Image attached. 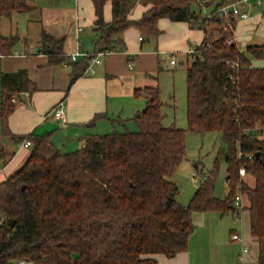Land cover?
<instances>
[{"label": "trees", "instance_id": "16d2710c", "mask_svg": "<svg viewBox=\"0 0 264 264\" xmlns=\"http://www.w3.org/2000/svg\"><path fill=\"white\" fill-rule=\"evenodd\" d=\"M92 1L99 33L94 53L125 50L121 34L129 27L138 28L143 38H157L161 18L187 21L204 31L196 53L185 61L187 120L191 132L220 133L214 169L188 204L177 199L180 188L172 176L187 156L186 130L164 125L158 85L137 90L146 107L131 118L135 131L89 134L81 148L69 152L45 136L16 137L7 124L12 99L36 86L25 69L4 72L3 135L32 139L34 145L22 167L0 184V264H160L151 255L173 257L188 249L194 211L236 213L233 201L239 192L258 242L257 264H264V140L259 137L264 131V67L252 63L264 59V45L241 49L229 21L208 20L201 8H193L200 6L197 0H146L149 8L138 19L130 14L139 0ZM108 1L111 21L104 16ZM226 1L210 0L206 6ZM32 9L28 0H0V19ZM42 38L49 61L65 62L64 40L45 32ZM17 41L16 35H0L1 57L12 54ZM227 60L238 61L239 68L234 71ZM77 72L71 83L80 76ZM0 151L4 160L13 153L5 154L2 146ZM220 158L228 164L225 199L214 195Z\"/></svg>", "mask_w": 264, "mask_h": 264}, {"label": "crops", "instance_id": "0c3cea01", "mask_svg": "<svg viewBox=\"0 0 264 264\" xmlns=\"http://www.w3.org/2000/svg\"><path fill=\"white\" fill-rule=\"evenodd\" d=\"M28 1L33 6L31 11L15 12L10 17L0 19V35H16L18 38L13 53L0 57V77L4 72L25 69L36 86L34 91L16 96L18 101L14 102L7 124L12 135L45 136L63 152L81 148L89 134L108 133V123L122 124L115 120L142 112L146 107V99L144 95H137V90L147 86H160L154 71L159 72L162 69L161 56L174 55L178 50L188 56V50L199 45L205 37L202 29L191 27L189 22L171 21L168 18L159 20L161 33L151 42H146V37H142L138 28L129 27L121 34L126 49L102 56L101 63L93 65L95 72L85 73L90 63L86 55L81 54L76 60L70 59V56L76 52H95L99 33L94 28L96 12L93 1ZM148 8L146 0H139L135 3L130 17L138 19ZM249 11L250 17L247 19L235 17L227 20L234 30L237 44L244 32H252L254 28H261L263 25L264 4L253 5ZM104 16L106 21L112 20L111 1L105 4ZM18 20L24 21L21 30L17 28ZM43 32L64 40L62 48L67 57L65 62L49 61L48 55L42 50ZM250 45L264 43L258 41ZM259 61L264 59H253L252 63L254 66L264 67V64H255ZM75 71L80 76L71 83V76ZM61 100L64 101L65 120L58 119L51 112ZM1 104L0 81V109ZM2 128L0 119V144L5 152L8 150L9 154L12 151L13 153L9 159H0V184L22 167L34 145L32 139L31 145L26 147L23 142L27 138L19 140L11 134L3 135ZM259 137L264 140V131ZM249 180L253 183L252 179ZM237 210L236 213L222 214H232L241 221L238 227L229 225L227 228L222 224V217L218 220L219 211H194L192 219L195 229L192 235L199 230H206L207 244L197 250L191 244V235L187 250L173 257L161 253L151 256L160 264H236L241 246L245 242L249 245L246 260L250 264H257L259 247L251 234L250 213L247 209ZM245 211L248 213L247 221L243 216ZM233 233L241 235L242 240H234Z\"/></svg>", "mask_w": 264, "mask_h": 264}, {"label": "rangeland", "instance_id": "374dc122", "mask_svg": "<svg viewBox=\"0 0 264 264\" xmlns=\"http://www.w3.org/2000/svg\"><path fill=\"white\" fill-rule=\"evenodd\" d=\"M197 3L200 4V6L194 5L193 8L198 11L201 8L203 15H206L208 12L213 11L214 9V6H203L208 5L209 2L207 4H202L199 2ZM18 22H20L19 25ZM23 22L24 21L20 20L17 21V28H19L20 30L24 27ZM250 36H252V38H250ZM146 39V42L155 40L153 37H149ZM258 41L264 43V21L263 25H261V28H254L252 32L248 33L244 32L243 37L238 40V45L241 49H245L247 45L254 44ZM242 43L245 44L243 45ZM169 57V55H162V69L159 70V72L158 70L154 72L158 76V82L161 88V99L164 102L162 107V111L164 114V125L175 126L186 130L187 156L186 159H184L183 162L179 165L172 179L180 187V194L178 196L179 201L181 203L188 204L191 201L197 188L205 181V173H209L214 169L215 161L218 157L219 148L221 147L222 143L220 141V133L217 131H211L204 135L189 131L187 120V63H185L187 56L183 52L178 50L177 53L173 55V57H175V59L177 60L176 65H171L169 63ZM191 59L189 60V64L192 61ZM256 63L258 65H262L264 64V61L255 62V64ZM133 116L123 118L126 120L125 124L108 123L107 131H135L137 129V124L133 119H131ZM7 151L8 150H6L5 154L8 155L9 152ZM1 157L2 152L0 151V159ZM195 163H197L198 168H196ZM227 168L228 164L226 163V161L223 158H220L218 173L215 180L214 194L221 199H224L227 196L230 189L229 183L226 178ZM194 171H198L197 178L193 177ZM238 182H241V180H238ZM216 215L217 213L215 214V216ZM247 215L248 213L247 211H245L243 213L245 221H247ZM220 217L223 218L222 224L226 226V228L229 225H236L238 227V225L241 224V221L237 219L236 216L233 217L232 214L223 216L222 213L219 212L218 220ZM192 236L193 237L191 244H193V246L195 245L197 250L199 249V247L207 244L206 230H199Z\"/></svg>", "mask_w": 264, "mask_h": 264}, {"label": "built area", "instance_id": "2783aa9c", "mask_svg": "<svg viewBox=\"0 0 264 264\" xmlns=\"http://www.w3.org/2000/svg\"><path fill=\"white\" fill-rule=\"evenodd\" d=\"M209 1L210 0H197V2L202 3V4H207ZM262 4H264V0H228L222 4H219L217 7L213 9V11L208 12L205 16L208 20H212L214 17H218L220 19H225V20H229L235 17H238L240 19H247L250 17L249 8L253 5H262ZM203 6H206V5H203ZM78 29L81 30V28H78ZM197 46L198 45L191 47L188 50V54L193 55L194 53H196ZM114 52L116 51L115 50L101 51V52H97L93 54L76 52V53L71 54L70 59L76 60L77 57L81 54H84L86 56L91 55L92 58L89 60L90 63L85 69V73L93 74L95 72L93 65L101 63L102 56H105V55H108ZM169 60H170L171 65L177 64V60L175 59V57H173V55L170 56ZM226 62L234 71L237 70L240 66L238 61L227 60ZM22 93L28 94L27 92H22ZM12 100L13 102L18 101L17 98L15 97ZM51 112H53L54 115L58 119L65 120L64 101L63 100L59 101L54 106ZM23 145L28 147L31 145V141L29 139H25L23 142ZM251 157L252 156H250V158ZM245 174H246V168L241 167L240 175L244 176ZM197 176H198V171H194L193 177L197 178ZM207 177H208V173H205L204 178L206 179ZM239 188H241V184L238 185V189ZM233 206L240 210L244 208L243 195L240 192L237 193V195L235 196V199L233 201ZM232 238L234 240H242L241 235H239L238 233H233ZM248 252H249V245L244 242L241 246V251L239 253V260L236 264H250L246 260V254Z\"/></svg>", "mask_w": 264, "mask_h": 264}, {"label": "water", "instance_id": "95a60500", "mask_svg": "<svg viewBox=\"0 0 264 264\" xmlns=\"http://www.w3.org/2000/svg\"><path fill=\"white\" fill-rule=\"evenodd\" d=\"M23 188H24V186H23ZM13 223H14V221L11 222V224H13Z\"/></svg>", "mask_w": 264, "mask_h": 264}]
</instances>
